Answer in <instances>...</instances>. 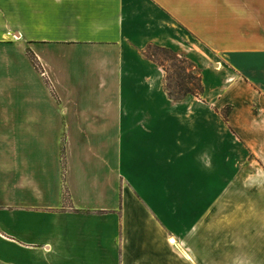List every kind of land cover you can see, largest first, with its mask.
<instances>
[{"label": "crops", "instance_id": "0c3cea01", "mask_svg": "<svg viewBox=\"0 0 264 264\" xmlns=\"http://www.w3.org/2000/svg\"><path fill=\"white\" fill-rule=\"evenodd\" d=\"M260 75L264 3L0 0V264H264Z\"/></svg>", "mask_w": 264, "mask_h": 264}, {"label": "rangeland", "instance_id": "374dc122", "mask_svg": "<svg viewBox=\"0 0 264 264\" xmlns=\"http://www.w3.org/2000/svg\"><path fill=\"white\" fill-rule=\"evenodd\" d=\"M263 3L264 0H252V4L262 5ZM15 49H17V47H15L13 44L10 45L8 50H10L11 53L8 55L7 58L4 59L7 63H10L12 65L18 64V60H17L18 53H16ZM144 55L148 60H150L153 64L157 65L164 72V77H165L164 86L165 89L167 87L169 88V92H167L166 89L168 96H169L168 93H170L172 97L176 96L175 93L183 94V88L194 89L195 87H197L198 82L196 77L198 75L201 80V76L199 72H197L195 69L192 68L193 63L189 60L188 56H183L180 54L177 55L172 51L164 52L155 46L147 47L144 52ZM31 61L32 63L33 62L35 63V61L32 58ZM35 67L37 68L36 63H35ZM205 78H207V82H209V84L212 82L220 84L222 82L221 80L222 76L215 77L211 75L210 76L205 75ZM257 78L260 84L259 88L264 87V75H260ZM190 96L192 95H187L185 97H190ZM221 115L225 120L228 115V110L225 109L221 111ZM222 172L224 173L225 169H221V172L217 177L215 174V177L213 178L214 182L212 188L206 191L205 194L203 195L205 200L207 199V202L210 201L213 194L219 192L220 189L223 188ZM119 192H120V187H119Z\"/></svg>", "mask_w": 264, "mask_h": 264}, {"label": "trees", "instance_id": "16d2710c", "mask_svg": "<svg viewBox=\"0 0 264 264\" xmlns=\"http://www.w3.org/2000/svg\"><path fill=\"white\" fill-rule=\"evenodd\" d=\"M159 49L164 51V52H170V50H168V49H164V48L163 49L159 48ZM33 65L35 66L34 62H33ZM196 78H197V82H198L197 87H195L194 89L183 88V94L175 93V95H176L175 97H172L170 95V93H168L169 97H172L173 99H176V100H181V99L185 98V96H187V95H192L194 97H197V96L201 95V93H202V84H201V80H200L199 75ZM166 89H167V92H169V88L167 87Z\"/></svg>", "mask_w": 264, "mask_h": 264}]
</instances>
